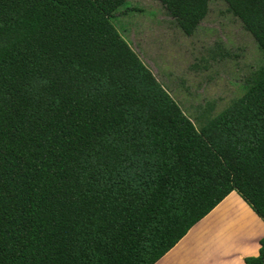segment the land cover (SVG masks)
<instances>
[{"label": "trees", "instance_id": "obj_1", "mask_svg": "<svg viewBox=\"0 0 264 264\" xmlns=\"http://www.w3.org/2000/svg\"><path fill=\"white\" fill-rule=\"evenodd\" d=\"M125 1L0 0V264H154L231 191L264 224V66L196 128ZM157 1L186 36L209 2ZM221 1L264 54V0Z\"/></svg>", "mask_w": 264, "mask_h": 264}, {"label": "rangeland", "instance_id": "obj_2", "mask_svg": "<svg viewBox=\"0 0 264 264\" xmlns=\"http://www.w3.org/2000/svg\"><path fill=\"white\" fill-rule=\"evenodd\" d=\"M109 22L196 128L264 66V54L221 0H209L190 36L157 0H126Z\"/></svg>", "mask_w": 264, "mask_h": 264}, {"label": "crops", "instance_id": "obj_3", "mask_svg": "<svg viewBox=\"0 0 264 264\" xmlns=\"http://www.w3.org/2000/svg\"><path fill=\"white\" fill-rule=\"evenodd\" d=\"M261 238L264 224L231 191L154 264H244Z\"/></svg>", "mask_w": 264, "mask_h": 264}]
</instances>
